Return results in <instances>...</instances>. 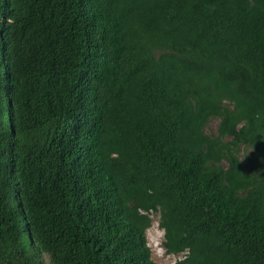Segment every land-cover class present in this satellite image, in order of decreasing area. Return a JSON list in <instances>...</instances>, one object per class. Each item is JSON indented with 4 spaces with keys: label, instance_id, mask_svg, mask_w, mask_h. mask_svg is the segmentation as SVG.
I'll return each instance as SVG.
<instances>
[{
    "label": "trees",
    "instance_id": "obj_1",
    "mask_svg": "<svg viewBox=\"0 0 264 264\" xmlns=\"http://www.w3.org/2000/svg\"><path fill=\"white\" fill-rule=\"evenodd\" d=\"M154 214L264 264V0H0V264H152Z\"/></svg>",
    "mask_w": 264,
    "mask_h": 264
},
{
    "label": "clouds",
    "instance_id": "obj_2",
    "mask_svg": "<svg viewBox=\"0 0 264 264\" xmlns=\"http://www.w3.org/2000/svg\"><path fill=\"white\" fill-rule=\"evenodd\" d=\"M140 211V210H138ZM154 228L151 223H148L143 228L142 238L143 247L148 253V260L152 264H183L187 259L188 249L169 250L167 247V229L158 227V236L153 238ZM41 259L44 253L40 250Z\"/></svg>",
    "mask_w": 264,
    "mask_h": 264
},
{
    "label": "rangeland",
    "instance_id": "obj_3",
    "mask_svg": "<svg viewBox=\"0 0 264 264\" xmlns=\"http://www.w3.org/2000/svg\"><path fill=\"white\" fill-rule=\"evenodd\" d=\"M218 126H219V120L218 119H214L210 122L208 128H207V132L208 133H216L218 130ZM153 228H154V232H153V238H155L156 236H158V227L159 223H160V215L159 214H154L153 215Z\"/></svg>",
    "mask_w": 264,
    "mask_h": 264
}]
</instances>
